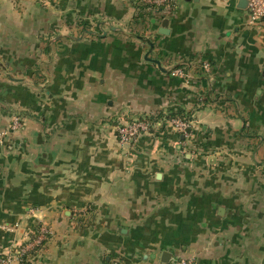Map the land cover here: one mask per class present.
<instances>
[{
    "label": "crops",
    "instance_id": "1",
    "mask_svg": "<svg viewBox=\"0 0 264 264\" xmlns=\"http://www.w3.org/2000/svg\"><path fill=\"white\" fill-rule=\"evenodd\" d=\"M138 1L0 0V256L39 227L29 264H264V24Z\"/></svg>",
    "mask_w": 264,
    "mask_h": 264
},
{
    "label": "built area",
    "instance_id": "2",
    "mask_svg": "<svg viewBox=\"0 0 264 264\" xmlns=\"http://www.w3.org/2000/svg\"><path fill=\"white\" fill-rule=\"evenodd\" d=\"M166 0H139L138 3L140 5L145 4H162ZM247 1V9L249 12V21L250 23H262L264 24V0H246ZM204 69H208V65H203ZM173 74L182 76L180 70H174ZM148 117H133L128 121H123L119 123L116 127V137L120 144H126L128 141L137 139L140 135L143 134H151L154 131L160 128L161 122L150 123L147 120ZM165 124H169L171 128L175 131L184 134L186 132L187 124L182 122L179 119H171ZM19 125L18 120L14 121L12 128H17ZM34 232L30 234L28 241L22 246L14 254H7L0 256V264H26L28 263V257L22 261V256L28 254V252L36 250V252L43 249L46 239V235H48L44 230L39 231V234L35 235L34 238L32 236ZM39 249V250H38ZM38 250V251H37ZM171 264H192L190 261L177 259L174 260Z\"/></svg>",
    "mask_w": 264,
    "mask_h": 264
},
{
    "label": "trees",
    "instance_id": "3",
    "mask_svg": "<svg viewBox=\"0 0 264 264\" xmlns=\"http://www.w3.org/2000/svg\"><path fill=\"white\" fill-rule=\"evenodd\" d=\"M137 6L139 8H141L142 11H143V10H146V9L163 8L165 5L161 4L159 6H156L155 4H145V5H140L139 4ZM161 118H164L163 120H167L166 122H168L171 119H179V120H181L182 122H184V123H186L188 125L187 128H186L187 130L190 128V125H189V117H186V115L184 113H168L166 115L158 114L156 117H148L147 120L150 123H155L157 120H159ZM180 137H181V135H179V138ZM39 231H40V228L39 227H36L34 229V235L32 236V238H34L35 235L39 234ZM45 237L47 239L48 238V235H46ZM46 239H45L44 243H46ZM35 251L36 250H33V251L28 252V254L23 255L22 256V261L25 260L27 258V256H31L32 254H34ZM26 264H29V263L26 262Z\"/></svg>",
    "mask_w": 264,
    "mask_h": 264
},
{
    "label": "water",
    "instance_id": "4",
    "mask_svg": "<svg viewBox=\"0 0 264 264\" xmlns=\"http://www.w3.org/2000/svg\"><path fill=\"white\" fill-rule=\"evenodd\" d=\"M240 3H241V6L243 7L244 3L246 4V0H242V1H240ZM166 26H167V21H164L163 24H162V27L158 31L161 35H166L167 34L168 31L166 29L167 28ZM90 34L93 35L94 33H90ZM146 43L149 44L150 47L152 46L150 41L147 40ZM171 260H172V255L171 254H169L167 252H164L162 254L161 262L163 264H170Z\"/></svg>",
    "mask_w": 264,
    "mask_h": 264
}]
</instances>
